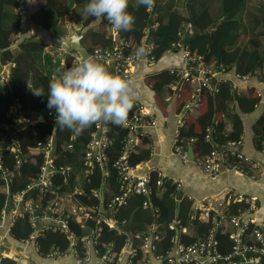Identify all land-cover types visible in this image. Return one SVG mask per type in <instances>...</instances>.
I'll return each mask as SVG.
<instances>
[{
    "label": "built area",
    "instance_id": "built-area-1",
    "mask_svg": "<svg viewBox=\"0 0 264 264\" xmlns=\"http://www.w3.org/2000/svg\"><path fill=\"white\" fill-rule=\"evenodd\" d=\"M106 34L112 38V48H96L91 52L90 60H94L106 67H111L114 73L121 78H127L134 82V71L136 64L141 60L134 56L135 48H129V44L119 36V30H116L109 22L106 27ZM147 39L141 46L148 51L146 58L150 63L157 62L154 54L156 46L149 39V35L145 32ZM180 37H183L180 34ZM173 49L180 48L185 60L187 68L181 72L171 70V73H178L185 85L191 88L193 106L199 108L201 103V93L204 90L219 92V89L212 87V82L218 74L228 72L221 65L206 63L201 57H197L190 52L189 46L185 43H174ZM72 66L83 62L82 57L74 53L72 55ZM14 64L9 63L3 66L0 73V88L10 86L11 70ZM240 79L246 80V77L239 76ZM176 84V83H175ZM173 84V85H175ZM132 113L127 114L125 121L122 124L115 125L112 123L96 122L94 130L91 133V140L83 151V177L89 179L94 175L95 171L102 172V185L100 189L93 190L90 198L97 197L105 200L106 215L101 214L100 206L89 207L82 205L75 200V195H81L82 189L75 187L72 192L68 191V185L73 175L72 166L61 162L60 157L62 151L55 150L56 141L55 135H48L45 140L38 143L33 152L24 153L21 149L20 137L22 134L32 131L35 132L36 126L41 123H47L52 126L56 124L54 110L42 114L33 112L26 116L18 105L12 111V121L8 123H0V194L7 195L6 207L0 211V231L8 228L12 229L17 220L27 217L30 223L35 228V232L30 238L25 241L36 242L39 235L38 222H44V230L60 231L67 235L70 241V246L66 251L55 249L46 257L53 259L64 257L72 254L79 264L89 262L91 250L94 255L101 256L96 249L98 240L101 236V227L93 229L89 235L82 238V247L85 251L80 254L77 249L78 238L71 232L69 228V220H74L84 228L88 221H96L97 225L106 224L112 229H118L116 221L112 219L122 207L126 206L129 200L133 197H143V208H151L154 215L159 213L158 208L150 202L151 196L156 190H162L164 187L172 183L175 188L174 196L178 201V195L181 193L182 184L180 181L169 182V179L159 170L153 169L146 174H139L141 165H131L130 158L135 154V144L140 140L148 138L146 130L156 126V121L146 111L143 104L139 101L132 100ZM119 126L127 131L126 148L122 155L112 164L109 163L108 149L113 144L111 127ZM184 122L182 119L178 122L177 127V145L175 147V155L178 156L183 163L187 164L190 161L187 145L180 142V135ZM207 142L211 141L210 130L205 136ZM196 140L190 139L189 144ZM78 134H74L68 144L65 145L64 151L72 152L75 145L78 144ZM240 142H232L227 151L214 148L210 153L194 159L193 163L197 166L200 172L210 180H216L223 172L234 171L237 173L247 174L249 167L255 168L256 164L250 158L244 156L237 147ZM14 155L15 165L12 169L4 164L5 154ZM38 157L42 159L37 175L31 178L27 188L21 192L11 193L9 185L15 176H20L22 167L29 162L37 165ZM112 170L117 172L118 192L108 201L105 199L107 192L108 179L111 176ZM156 177V179L154 178ZM79 182V178H77ZM78 185V183H77ZM76 185V186H77ZM70 189V188H69ZM36 192L41 197L52 196L48 205L44 207L40 201L33 199V194ZM192 200V197H188ZM244 203L247 209L239 212L237 215L228 214V207L232 203ZM221 207L226 208L225 217L219 219L213 228L210 230L208 237L199 238L194 244L189 246L184 245L180 241V235L187 234V228L182 226L181 221L174 220L171 228L176 232L174 247L165 255H158L156 242L162 239L161 234L154 232L150 236L151 239H144L141 251L151 254V259L140 260L134 263L133 259L137 251L131 252L130 264H151L153 260L159 264H264V225L256 218V212L259 210L256 199L245 198L241 195L227 193L222 198ZM213 209V208H212ZM38 226V229H37ZM228 228V234L232 243V250L229 253L220 251V243L216 237L217 231L224 227ZM11 232V231H9ZM119 233H122L119 231ZM150 240V241H149ZM120 255V254H119ZM117 256V261L121 262L120 256ZM0 264H4L0 261Z\"/></svg>",
    "mask_w": 264,
    "mask_h": 264
},
{
    "label": "trees",
    "instance_id": "trees-1",
    "mask_svg": "<svg viewBox=\"0 0 264 264\" xmlns=\"http://www.w3.org/2000/svg\"><path fill=\"white\" fill-rule=\"evenodd\" d=\"M88 2L89 0H48L49 4L42 8L40 12L42 27L56 26L59 20V15H57V13L60 14L61 17H64L65 14L70 12L72 6L87 5ZM154 3L156 4L155 1ZM245 4L246 0H222V19L218 21H214L211 18L207 10L208 8L203 9L198 14L191 12L190 18L187 20L178 13H170L168 21L165 24H161L151 37V42L156 46L154 51L156 58L160 59L165 53L171 50L179 51L180 48L173 49L172 45L181 42L187 44L190 52L197 57H201L206 63H213L218 66L221 65L228 71L235 70L241 77L254 75L263 68L264 55L261 52L258 36L255 40L249 42V44L253 46L251 50H248L246 47H241L238 43L241 37L240 33L243 30L245 31V26L240 14ZM20 7L21 3L19 0H0V73L4 65L10 62L14 64V68L11 70L10 75V86L0 88V123L11 122L13 116L12 111L18 105L26 116H29L33 112L46 114L51 111L46 106L47 86L50 79L46 78L44 83L41 80L40 73L36 70V66L38 67L42 63V51L44 47L43 45H39L40 43L35 42V40L25 39L18 41L17 36H19L22 31L23 19L21 16L9 12H14L16 9L20 10ZM150 9L151 8H146L142 5H137L135 0H129L128 11L133 15L134 23L131 30L119 31V36L129 44L128 50L131 48L136 49L135 46H138L144 33L151 25L152 14ZM260 11L259 24L263 27L262 31L264 36V8ZM96 22H100V28H102L99 32H89V52H93L96 48H112V38L109 37L105 31L109 21L102 17L96 18L87 15L84 25L87 28ZM187 24L192 25L194 34L185 39V37H180V34L183 35V27ZM214 25H216L215 28L209 31V28ZM16 43V47L19 49V53L17 54L15 51L13 52V50H11V47ZM71 60L73 61V59ZM72 61L69 62V65L72 64ZM177 74V72L171 73V71H164L158 74L154 78V90L161 94L165 87L170 89L177 81H182L181 77L177 76ZM29 87L40 89L45 95L36 96L31 92ZM204 92L203 90L201 93V98L204 99L201 107L205 103V100L209 98V111L199 123L201 132L198 135V142L202 144L204 149L200 155L196 156V159L210 153L214 149V147L205 140V136L207 134L206 129L212 125V108L214 107L213 102L216 101L210 97H204ZM170 94H172V92H170ZM219 95V98L224 97L226 102L234 101L233 94H231L229 88L224 85L220 87ZM249 103L251 104L250 110H252L257 106L258 100L254 99ZM132 112L133 110L129 109L127 114ZM262 122H264V120ZM233 129L236 136L241 135L242 127L239 119H234ZM93 130L94 123L78 134L79 142L75 145L72 152L64 151V147L70 142L73 132L66 128L62 130L59 126L56 127V124L54 126L47 123L38 124L35 132L29 131L22 134L20 137L21 149L24 153H28L33 152L38 143L43 142L48 135H55V150L57 152H63L60 161L73 168V175L70 184L67 186L68 191L72 192L76 187L78 183L77 178H79V181L82 180L84 195L76 196L75 200L89 207H97L99 204L96 199L90 198V196H92L93 190L100 189L102 185V172L100 170L95 171L94 175L89 179L83 177L82 171L83 151L91 140L90 135ZM111 132L113 144L111 148L108 149L110 164L115 162L118 157L123 154L126 148L127 138V131L119 126L111 127ZM183 139L184 134H181L180 142L186 145ZM232 141L236 142L237 140L233 138ZM150 156L151 150L136 152L130 158L131 165L137 166L148 162ZM41 161L42 159L38 157L37 165L27 162L22 167L21 175L15 176L9 185L11 193L21 192L27 188L31 178L37 175ZM4 162V164L12 169L15 165L14 155L6 153ZM116 174L117 172L112 170L111 176L107 180L106 201L110 200L118 192ZM154 178L156 179L155 176ZM174 191L175 188L171 184H167L162 190L155 189L154 194L150 198V202L153 206L158 208L159 213L157 215L153 214L151 208H143V197L131 198L126 206L112 215V218L118 223V226L121 227L122 234H119L117 229H112L104 223L100 226L97 225L95 220L88 221L84 225V228L74 220H69V228L76 238H78L77 249L79 253L82 254L85 251L84 247H82V238L89 235L93 229L96 230L98 227H101V236L98 240L96 249L99 251L100 255L104 256L110 250L111 253L118 256L125 248L130 234L135 235L136 232H144L146 225H157V233L161 234L162 239L160 242L155 243L157 249L156 254L165 255L174 247L173 240L176 237V231L171 228L173 221L179 220L182 226L186 227L192 215V203L190 201H183L178 211V206L174 199ZM31 193L33 194V199L40 201L44 207L48 205V202L52 198L50 195L41 197L36 192ZM6 199V194H0V211L6 207ZM246 209L247 205L235 203L231 205L230 213L231 215H237L239 212H243ZM213 222L214 220L212 217L208 224L195 220L193 224L196 227V235H181V243L189 246L194 244L199 238L204 239L208 237L210 230L213 228ZM127 226L130 227V233L123 232V228ZM224 229V227H221L216 237L220 243V251L226 254L232 250V243L229 234L226 233ZM34 232L35 228L32 226L27 216L17 220L12 228L11 235L14 240L25 242ZM145 234L147 236L149 235V233ZM145 236L139 241L142 242L143 239H146L147 236ZM36 242L39 253L43 257H46L55 249L66 251L70 246V241L66 234L53 230H47L42 233L37 237ZM136 251L137 254L134 258V263L148 259L143 251L138 249ZM143 255L146 257H143Z\"/></svg>",
    "mask_w": 264,
    "mask_h": 264
},
{
    "label": "crops",
    "instance_id": "crops-1",
    "mask_svg": "<svg viewBox=\"0 0 264 264\" xmlns=\"http://www.w3.org/2000/svg\"><path fill=\"white\" fill-rule=\"evenodd\" d=\"M19 1L21 3L20 10L16 9L14 12H9L19 15L23 19L22 31L17 36L18 41L35 40L44 47L42 63L38 67L36 66V70L40 73L41 80L44 83L46 78L53 79L57 75L58 69L64 70L72 67L69 62L72 61V55L76 52L73 51L72 46L65 42L68 38L73 35L82 36L81 43L89 50V32H99L102 28H100V22L85 27L84 24L88 15L84 12L86 5L72 6L70 12L65 14L64 17L57 13L59 20L56 26L45 28L42 27L40 12L42 8L49 4L48 0ZM154 1L156 4L154 3V6L150 9L152 22L146 30L149 39L161 24L168 21L170 13H178L185 19L189 17L191 12L186 9L188 8L187 3L183 4L186 7L184 9L179 6L181 5L179 0H176V2L174 0ZM183 2H186V0H183ZM206 2L211 18L214 21L221 20V1L206 0ZM161 4L164 6H161ZM263 8L264 0H246L245 7L240 13L245 31L243 30L240 33L241 37L238 43L241 47L251 50L253 46L249 42L255 40L258 36L261 52L264 55L263 27L259 24L260 10ZM160 9L161 11L164 9L168 11L167 18L159 14ZM183 29V38L193 36L194 30L190 24L184 26ZM146 39L147 36L144 33L140 43L135 47L141 46V43L143 44ZM16 46L17 43L11 47V50L17 54L19 49ZM104 67L115 74L111 67ZM186 68L187 61L182 52L177 50L168 51L155 63H150L145 57L135 66L132 100L141 102L146 111L156 121L155 127L146 130L148 138L135 144V149L138 152L151 150L150 160L141 165L138 173L142 175L155 169L161 171L169 179V182L177 180L181 182L182 190L178 195L179 200L175 201L178 211L183 201L192 203L190 222L186 227L184 226L190 236L196 235V227L193 224L195 220L208 224L212 217L214 226L219 219L225 217L226 208L221 207L219 204L227 193L256 199L259 206L256 218L264 225V122H262L264 120V66L254 75L248 76L246 80L240 79L235 70L215 76L212 87L220 90L221 86H226L233 94L234 101L226 102L224 97L219 98V92L205 90L203 93L204 97H210L216 101L213 102L212 125L206 129V132L210 130L211 133V141L208 143L214 148L227 151L230 144L234 142L232 141L233 138H235L236 142H240V146L236 148L237 151L256 164L255 168L249 167L246 175L227 171L223 172L216 180L206 178L192 161L185 164L175 155V147L178 141L177 127L181 119L184 122L182 128L183 140L188 151L190 148L192 149L194 158L203 152L204 147L198 142V135L201 132L199 123L209 111V98L205 100L202 107L204 99L201 98L200 106L197 109L193 106L194 101L192 102L191 99V95L194 94L193 91L183 82L172 85L170 89L165 87L161 94L154 90V78L158 74L171 70L181 72ZM254 99L258 100V104L250 110L251 104L249 102ZM234 119H239L241 122L242 133L240 136H236L233 132ZM190 138L196 141L189 144L188 140ZM169 184L172 185V183ZM188 197L193 199L189 200ZM237 204L244 203L237 202ZM230 207L231 205L228 207V214H231ZM38 225L39 228H42L45 223L39 222ZM228 228L229 226L224 229L226 233H228ZM118 229L122 232L121 227L118 226ZM123 230L125 233H130L129 226L124 227ZM154 232H158L157 225H146L144 232H136L135 235L130 234L125 248L119 255L122 259L121 262L117 261V255L111 253L110 250L104 256L94 255L93 250H91L90 260L85 264H130L131 252L137 249L141 250L142 245L140 246V244L143 241L140 242L139 240H142V237L146 235L145 233H149L145 237L151 239L150 236ZM178 234L179 232H176V235ZM36 243L35 241L18 242L13 239L8 228H5L0 231V261L4 264H79L72 254L53 259L43 257L39 253ZM145 255L151 259V254L145 253ZM145 255L143 257H146ZM151 264L159 263L153 260Z\"/></svg>",
    "mask_w": 264,
    "mask_h": 264
},
{
    "label": "clouds",
    "instance_id": "clouds-1",
    "mask_svg": "<svg viewBox=\"0 0 264 264\" xmlns=\"http://www.w3.org/2000/svg\"><path fill=\"white\" fill-rule=\"evenodd\" d=\"M136 3L146 8L154 6V0H136ZM128 5L129 0H89L84 12L106 19L116 30L129 31L134 17L128 11ZM147 55L145 47L135 49L137 59L142 60ZM29 88L36 96L45 95L40 89ZM133 89L132 80L121 78L102 64L88 59L57 70V75L47 86L46 106L54 110L56 127L79 134L96 122L122 124L132 106Z\"/></svg>",
    "mask_w": 264,
    "mask_h": 264
},
{
    "label": "rangeland",
    "instance_id": "rangeland-1",
    "mask_svg": "<svg viewBox=\"0 0 264 264\" xmlns=\"http://www.w3.org/2000/svg\"><path fill=\"white\" fill-rule=\"evenodd\" d=\"M157 1V0H156ZM165 1H170V0H165ZM175 2H176V0H174ZM221 2H220V5L222 4V0H220ZM179 2L181 3V5H179V6H181L183 9L184 8H186L183 4L184 3H187L188 4V8H186L187 9V11H191V12H193V13H196V14H198V13H200V11H202L203 9H206L208 6H207V2H206V0H186V2H183V0H179ZM161 6H164L163 4H161ZM168 6V5H167ZM190 12V13H191ZM222 12V11H221ZM159 14L160 15H163V16H165L166 18H167V16H168V11L166 10V9H164V10H162L161 11V9H160V11H159ZM189 14V13H188ZM186 15V14H185ZM190 18V14H189V17L188 18H185L186 20L187 19H189ZM187 25H189V24H187ZM191 25V24H190ZM192 26V25H191ZM87 39H88V36L86 37ZM257 38V37H256ZM86 41V40H85ZM134 151H135V153L136 152H138L137 151V149H134ZM78 189H82L83 188V181L82 180H80L79 182H78V185L76 186ZM81 195H83V194H81ZM75 196H78V195H75ZM93 199H96L97 201H98V205L97 206H100V205H102V198L101 199H99V198H97V197H92ZM105 204V203H104ZM234 203H232V204H230V205H233ZM101 208V207H100ZM102 214V213H101ZM106 214H107V212H106ZM105 214V215H106ZM113 219V218H112ZM116 226H118V223L116 222ZM13 228V227H12ZM9 231H12V229H8ZM38 231H39V235H41L42 233H44L46 230H44V228H39L38 229ZM218 232V231H217ZM119 234H121V233H119ZM123 251V250H122ZM121 251V252H122ZM132 252H134V251H132ZM121 254V253H120ZM135 258V257H134ZM133 261H134V259H133Z\"/></svg>",
    "mask_w": 264,
    "mask_h": 264
},
{
    "label": "water",
    "instance_id": "water-1",
    "mask_svg": "<svg viewBox=\"0 0 264 264\" xmlns=\"http://www.w3.org/2000/svg\"><path fill=\"white\" fill-rule=\"evenodd\" d=\"M215 26L216 25L210 27L209 28V31L213 30L215 28ZM82 39H83L82 36L73 35L70 38H68L65 42H67V44H69L70 46H72L73 51H75L77 54H79L82 57L83 61H84V60L90 59L91 54H90L89 50H87L83 46V44L81 43ZM188 153H189V159H190V161L193 162L195 158H194L193 151H192L191 148L188 151ZM104 203H105V200L103 199L102 200V205H101V208H100V212L103 215L106 214Z\"/></svg>",
    "mask_w": 264,
    "mask_h": 264
}]
</instances>
